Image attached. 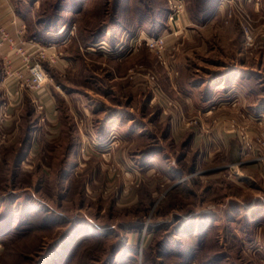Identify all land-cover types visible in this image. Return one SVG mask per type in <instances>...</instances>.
I'll return each mask as SVG.
<instances>
[{"label": "rangeland", "instance_id": "1", "mask_svg": "<svg viewBox=\"0 0 264 264\" xmlns=\"http://www.w3.org/2000/svg\"><path fill=\"white\" fill-rule=\"evenodd\" d=\"M14 1L0 264H264V0Z\"/></svg>", "mask_w": 264, "mask_h": 264}, {"label": "built area", "instance_id": "2", "mask_svg": "<svg viewBox=\"0 0 264 264\" xmlns=\"http://www.w3.org/2000/svg\"><path fill=\"white\" fill-rule=\"evenodd\" d=\"M25 25L24 24H19L16 27V30L14 31L13 34H11L7 29H5L1 24H0V47L2 45L8 46L10 49L16 50L18 53L21 54V56H24V51L27 48H33L37 51V59H34L33 61H38L46 59L47 61L51 62L52 64H55L57 62L55 54L53 53L52 55H46V51L50 48H45V47H40L37 44L33 43L32 41H25L23 39L24 33H25ZM162 41L157 42V41H150V46L154 47L157 44L160 45ZM47 49V50H46ZM23 61L30 62V59L27 57L23 58ZM29 72L34 77V80L38 82V84H43L48 80L44 72L42 71V66L39 64V62H35V64L29 68Z\"/></svg>", "mask_w": 264, "mask_h": 264}, {"label": "crops", "instance_id": "3", "mask_svg": "<svg viewBox=\"0 0 264 264\" xmlns=\"http://www.w3.org/2000/svg\"><path fill=\"white\" fill-rule=\"evenodd\" d=\"M0 24L11 34L19 24H23L14 0H0Z\"/></svg>", "mask_w": 264, "mask_h": 264}]
</instances>
